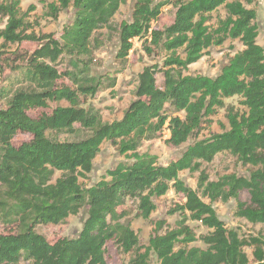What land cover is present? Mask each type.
Segmentation results:
<instances>
[{"label":"trees","instance_id":"1","mask_svg":"<svg viewBox=\"0 0 264 264\" xmlns=\"http://www.w3.org/2000/svg\"><path fill=\"white\" fill-rule=\"evenodd\" d=\"M23 1L0 0V18L6 19L0 37L6 42L35 38L23 36ZM52 1L49 16L56 18L71 7L72 22L58 39L41 38L22 75L27 86L10 96L8 90L0 94L7 100L5 108L0 106V225L9 230L0 236V264H105L99 260L108 243L130 254L129 264H150L151 254L156 264H264V51L257 43L256 12L247 7L255 0H136L131 21L115 29L111 23L125 0ZM168 6L175 9L173 21L154 28ZM220 8L225 17L212 23ZM102 29L117 34L116 58L122 64L134 39L143 40L146 53L165 54L161 67L137 75L134 100L120 120L109 124L97 111L81 107L79 97H94L105 82L107 88L114 86L113 79L102 82L89 72L93 49L100 45L92 48L94 35ZM228 40L237 41L242 50L216 77L184 75L208 49ZM63 58H68L71 71L57 69ZM3 71L0 55V79ZM63 80L71 85H62ZM61 102L67 106L57 105ZM220 112L226 123L220 124L221 132L195 141L168 165L138 153L143 142L163 131L168 133L166 145L180 147L210 129ZM76 126L89 135L58 140L60 134L73 135ZM23 136L28 140L15 142ZM105 142L116 145L128 161L84 188L79 180L92 172ZM219 156L231 159L236 170L226 169L210 180L202 166ZM182 172L199 174L196 190L183 183ZM170 190L181 201L167 215L179 219L173 228L164 220L155 222L143 247L122 223L126 202L133 201L136 217L146 221L156 211L153 200ZM242 193L247 201L241 200ZM229 201L236 205L234 217L260 226L255 235L228 228L218 218L213 204ZM83 208L87 218L77 238L51 241L39 232L66 224ZM188 222L199 223L206 234L197 238Z\"/></svg>","mask_w":264,"mask_h":264},{"label":"rangeland","instance_id":"2","mask_svg":"<svg viewBox=\"0 0 264 264\" xmlns=\"http://www.w3.org/2000/svg\"><path fill=\"white\" fill-rule=\"evenodd\" d=\"M52 0H25L20 4V18L26 23L25 32L23 36L31 37L33 35L34 40H24L21 43L6 42L0 37V55L3 63V76L0 79V94H3L5 90L11 93L27 86L23 80L22 75L27 67L30 57H32L33 51L38 49L41 44V38L44 36H52L58 39L62 29L69 25L74 17L73 8H68L58 14L56 18L49 16L48 5L52 3ZM136 0H125V3L120 6L119 12L114 16L111 23V27L115 29V26L121 22H130L131 14L133 12V6ZM256 12L255 23L258 28L257 43L264 51V0H255L252 6H247ZM175 9L172 6L165 7L159 17V19L153 23L154 28L161 29L169 26L174 18ZM225 13L223 8L212 14V23H216L218 19H223ZM6 25V19L0 18V32L3 31ZM96 43L92 42V48L94 45H98L93 49V56L89 62L90 75L93 77L101 78L104 82L105 79H113L114 86L107 88L108 82L101 85L100 90L94 97H85L79 95L81 101V107L85 109H93L99 113V116L104 123H111L118 121L122 118L123 112L127 109L129 104L134 100V92L137 84V75L145 68L162 66L165 54H159L157 51L146 53L143 50V40H133V50L127 57V62L122 64L117 58V51L119 48L118 36L115 32L102 29L94 35ZM43 44V43H42ZM242 50V46L237 41L228 40L221 47H212L208 49L203 57L194 65H191L184 75L195 76L201 75L210 78L216 77L222 67L227 64L229 59L236 53ZM68 58H63L62 62H59L57 69L59 71H71V68L67 64ZM158 82H161V77L158 75ZM62 85L70 86L71 84L67 80H63ZM8 92V93H9ZM9 98V97H8ZM7 100H1L0 106L5 108ZM63 107L67 106L65 102L60 104ZM50 107L56 106L55 103L50 102ZM35 115V113H31ZM220 124L225 125L223 118V112H220L216 118L212 127L203 131L197 136V138H191L188 143L180 147H172L165 144V140L168 138L167 131H163L158 138L143 142L138 149L139 154H149L157 158V162L161 166H166L169 163L179 159L185 152L189 145H192L197 140L208 138L209 135L218 134L221 132ZM89 135L88 131L81 129L79 126L75 127V133L67 136L66 134L58 135L59 141H72L82 140ZM28 140L26 136L19 137L15 140L22 141ZM126 156L122 155L117 146L105 142L102 144L100 151L93 161L92 172L87 175L85 179H80V184L84 188L94 186L102 178H104L107 170L113 169L119 163L127 162ZM202 169L209 176L210 180H215L218 176L222 175L226 169L230 172L236 170L231 159L227 156H219L215 161L209 165H203ZM240 174H243L242 170H237ZM198 173L190 174L188 172H182L180 179L183 183L193 189H197ZM57 177V176H56ZM199 196L202 200L208 203V200L203 198L201 194ZM248 196L246 193L241 194V200L247 201ZM181 201L180 197L175 195L172 190L168 191L163 197L154 199L153 202L156 206V211L152 214L149 220H143L136 217L135 204L133 201H127L124 210L125 218L122 223L128 225L131 230L137 234L139 244L143 247L147 246L149 238L154 233V224L157 221L164 220L170 228H173L174 223L179 219L178 215L168 216L167 212L174 207L175 204ZM235 202L229 201L227 203L217 202L213 204V208L220 220H222L228 228H239L242 233L246 235H255L260 226H252L245 220L234 217ZM87 218V208H83L76 216H70L67 223L61 226H47L39 229V232L45 235L49 240L56 241L61 238L75 239L79 235L82 226ZM197 238L204 236L207 232L199 223L188 222ZM8 229L2 228L0 225V236H5L8 233ZM195 246L202 247L200 243H196ZM4 248L0 245V253ZM130 254L122 253L115 245L108 243L105 246V252L101 256L100 262L105 264H129ZM21 264H24L22 261ZM150 264H156L155 256L150 255Z\"/></svg>","mask_w":264,"mask_h":264}]
</instances>
